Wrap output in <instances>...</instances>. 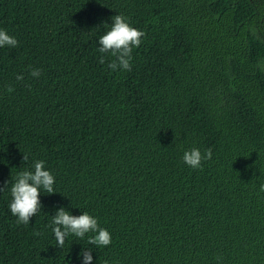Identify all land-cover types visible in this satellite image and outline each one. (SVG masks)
<instances>
[{
  "label": "trees",
  "instance_id": "trees-1",
  "mask_svg": "<svg viewBox=\"0 0 264 264\" xmlns=\"http://www.w3.org/2000/svg\"><path fill=\"white\" fill-rule=\"evenodd\" d=\"M116 14L145 33L130 71L99 63ZM0 29L18 42L0 48V264H264V0H0ZM37 160L54 194L18 224L10 188ZM60 207L112 243L57 248Z\"/></svg>",
  "mask_w": 264,
  "mask_h": 264
},
{
  "label": "clouds",
  "instance_id": "clouds-1",
  "mask_svg": "<svg viewBox=\"0 0 264 264\" xmlns=\"http://www.w3.org/2000/svg\"><path fill=\"white\" fill-rule=\"evenodd\" d=\"M111 21L110 25H103L106 31L98 39L97 52L101 57L99 63L104 64L106 57L110 56L114 58L108 63L110 69L115 71L120 68L124 71H130L133 49L140 47L145 33L131 26L123 15L116 14L111 17ZM5 46L14 48L18 46V42L7 33V30L0 29V48ZM30 75L39 78L40 70L34 69ZM16 79L18 81L23 80V76L18 75ZM7 90L11 93L14 89L9 87ZM211 157V149L202 154L198 148L193 147L183 153L182 160L192 169H200L202 161L211 159ZM27 160L28 156L23 155V161ZM7 184L8 182H5V187L0 188V192L4 191ZM54 184L55 177L49 170L45 169L42 160L34 161L30 170H23L17 174L10 188L9 209L11 214L17 218L18 224H29L31 218L40 212L42 208L40 202L41 189L52 195L54 194ZM260 192H264V183L260 184ZM46 227L51 229L56 247L59 249L63 248L67 237L75 236L84 239L90 233L91 235L87 240L89 245L103 248L112 243L109 231L100 227L98 220L88 212L76 216L64 207H60ZM34 235L39 236L40 233L36 232ZM80 257L83 259V264H92L91 248H83L78 258Z\"/></svg>",
  "mask_w": 264,
  "mask_h": 264
}]
</instances>
